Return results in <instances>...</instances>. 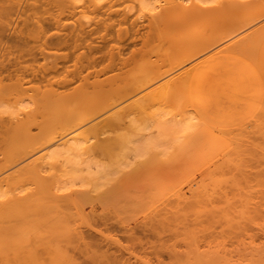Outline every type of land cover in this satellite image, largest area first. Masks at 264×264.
Here are the masks:
<instances>
[{
	"label": "bare ground",
	"instance_id": "obj_1",
	"mask_svg": "<svg viewBox=\"0 0 264 264\" xmlns=\"http://www.w3.org/2000/svg\"><path fill=\"white\" fill-rule=\"evenodd\" d=\"M100 1L101 4L104 3L103 0H0V65L4 63L6 54L17 53L13 64L0 66V126L3 125L5 117H7L8 124L5 126L7 133L18 141L27 143L17 154V157L25 159L41 147H55L52 154L48 156L49 159L54 160L60 154L66 153L70 157L67 163L73 166V170L70 172L73 180L81 181L80 183L89 180L88 183H84V186L90 190L92 187L89 185H91L93 186L92 190L96 189V191L100 188L104 189L106 185L109 186V183L111 185L113 181L109 180H113V177L115 179L117 175H113V173L118 172L119 174L122 170L127 169L121 168L120 171L115 169V172L113 170L110 175V169L113 167L120 169L119 166L123 161L129 164L126 162L127 159H123L121 162L118 159L119 166L116 163L115 166L113 164L117 160L115 158L116 160L111 162L112 167L109 166L110 162L106 164V166L111 167L110 169H106L105 164H103L97 166L96 170L89 167L84 173L83 170L77 168V161L71 159L84 149L83 142L76 139L63 141V136L54 135L53 128L57 122L52 120L47 121L44 126L39 128L40 139H44L45 142L38 148L32 147L38 136H35L32 129L25 125L23 116L29 117L33 111L41 112L54 105H63L66 99L73 97L60 91V89L70 86L68 85L69 81L52 82L49 76L50 74L54 75L53 73L29 69L24 63L37 61V57L40 55L44 59L48 58L43 53V49L40 48L44 45L40 33L45 31V26L49 23H55L61 29L65 28L62 24V15L66 10V13L68 11L72 14L75 13L74 10L67 9L68 7L71 6L72 9L73 7L74 9L82 8V16L86 12L88 14L91 12V15L94 13L95 16L100 13L109 16L115 14L119 18V24L126 25L132 17V10L135 6L139 12L137 9L134 11L140 15L135 14L137 17H145L147 14L148 29L152 39L163 40L165 34L175 33L176 36L172 42L174 49L183 51L188 48V53L180 58L181 64L198 56L212 54L219 49L215 53L216 57H210L204 65L212 77L218 78L222 82L229 98L238 100L240 105H247L246 113L238 116L233 115L228 119L217 118L216 120L191 116L184 119L174 118L171 122L169 121L170 124H166L164 120H156L155 124L160 127L162 132L166 131L168 134L182 133L185 138L203 123H207L226 138L229 146L220 159L213 161L215 157L212 156L206 163L198 165L204 173V179H212L213 188L209 190L205 186L201 189L199 185L195 184L196 188L191 190L194 193L192 197L183 193V188L174 190L164 198L155 210L157 212L149 223L151 230L153 229L152 232L158 235L165 232L171 234L177 232L180 226L189 224L190 218L184 216V213L196 204L202 205L201 211L208 219L229 226L232 224L239 225L240 222L244 224L252 221L253 218L259 219L258 214L264 206V0H128L131 1V13L123 12L124 6L121 7V4H118L122 9L121 12L115 9L116 7L119 8L116 3L121 0H107L105 2H108L106 11H103L105 8L102 5L99 6ZM124 1L128 6V1ZM126 5L125 8L127 9ZM24 8L27 10V17L32 21L31 23L25 21L23 27L20 28L18 20L17 26L14 20L16 17L18 19V15L21 17L19 13ZM76 10L78 11V9ZM129 10L130 6L127 11ZM86 15L83 17L80 15V17L87 19ZM89 15L88 18L91 20V15ZM90 20L86 22H92ZM83 21V23L79 22L77 25L66 28L70 31L62 40L72 52L64 59L72 60L75 63L77 69L74 75L84 82L81 90L85 98L84 101H90L97 94L109 92L115 86L121 91V99H126L135 94L138 84L127 85L124 83L118 85L119 76L109 82H101L98 75L83 76V69L81 68H94L98 62L95 56L101 52V48H95L92 44L85 45L87 40L97 33V30L92 28L91 24H85V20ZM198 24L202 25L201 28L189 30ZM138 25V19L132 23L133 28ZM36 30H38L37 33ZM86 47L88 52H85ZM118 55H120L119 52L113 49L108 56L109 59L113 60ZM54 61L53 72H58L60 70L57 67H59L60 62L57 59ZM65 68L68 69V67ZM56 69L57 71H55ZM27 73L35 78L36 85L30 86L33 81L25 80ZM164 75L158 74L151 77L146 83L147 87L163 78ZM93 77L94 80L92 81ZM186 86V80L179 83L168 82L162 86L163 93L159 95H172ZM238 102L234 103L238 104ZM205 109L207 113L209 111L216 112L211 109V106H207ZM225 112H230L228 107ZM75 120H68L67 126L70 128L76 126ZM164 133L161 134L167 138V134ZM142 135L145 137L148 133L145 136ZM150 135L152 137V133ZM153 135L155 136L152 138L155 139L157 134ZM140 136L139 138H141ZM143 137L140 140H143ZM151 137L150 139H152ZM146 139L138 147H133L136 153L137 148L138 154L139 151L145 150L146 152L147 149L149 150L147 143L154 145L158 143L154 142L157 138L152 139L153 141L149 139L150 142H147ZM136 140L133 137L131 142L140 143ZM145 140L147 143L144 144ZM140 145L143 146L141 150ZM135 150L134 154L137 155ZM222 158L223 161L221 162ZM130 162L132 164V161ZM46 164L48 162L45 164L44 162H29L18 171L24 173L22 180L10 188L0 187V258L3 255V246L11 242L19 247L18 254L25 256L30 263H37L41 257L47 256L55 264H65L68 261V255L63 244L65 242H78L92 250L94 261L99 257L107 258V261L111 260L108 255H98V249H103L101 245L103 240L98 243L96 241L98 239L81 229L82 226L91 228L92 222L79 209L80 207L78 208L80 205L77 206L78 203L73 197V192L66 195L62 192L63 185L59 182L57 184L54 179L49 177L45 168ZM124 165L121 167H125ZM218 174L222 177L221 179H216ZM14 175L15 173L10 176ZM107 178L109 180H106ZM105 182L107 184L103 185ZM188 183L190 185L191 180ZM26 185L29 187H22ZM253 186L256 190H252ZM72 205L74 207L76 205L78 209L74 208V210ZM69 207L72 208L74 214L66 212ZM171 208L174 210L169 212L164 220L157 222L156 219ZM253 214L254 216H252ZM109 216L100 217L105 221L108 219L107 223L110 222L108 224H111L115 219L112 220L111 217L113 218V216ZM91 217H93L92 214L90 219ZM73 221L76 224L70 226L69 222ZM94 222L98 224V222ZM93 226L97 225L94 224ZM109 229L108 227L107 230ZM135 229L133 231L140 228ZM139 231L143 232L142 230ZM122 233L121 236H124ZM100 234L102 233L100 232ZM101 236L99 235V237ZM121 236L117 237L120 238ZM135 236L136 234L132 235V238L136 239ZM103 237L101 238L104 239ZM128 237L131 239L130 235H127L125 239ZM111 240L117 243L121 242L115 239ZM134 241L130 242L129 240L128 242L134 244ZM249 257L251 261L249 264H264V250L250 252Z\"/></svg>",
	"mask_w": 264,
	"mask_h": 264
},
{
	"label": "rangeland",
	"instance_id": "obj_2",
	"mask_svg": "<svg viewBox=\"0 0 264 264\" xmlns=\"http://www.w3.org/2000/svg\"><path fill=\"white\" fill-rule=\"evenodd\" d=\"M103 1V4L100 1L99 6L102 5L105 8L103 11H106L108 2L105 3L107 0ZM121 1L123 2L120 3ZM121 1L116 3L119 8L116 7L115 9L119 12L124 9L123 12L131 13V1L126 0L128 6L124 0ZM118 4L124 7L120 9L121 7ZM125 5L128 8L130 6L129 11H127L128 8L126 9ZM134 8L135 6L132 10L134 17L132 14L133 18L129 15L131 17L129 23L123 25L119 24V18L115 14L109 16L100 13L95 16L94 13L91 15L89 11L91 16L86 12L83 16L87 14V19H83L82 8H76L78 11L80 10L79 14L74 7L72 9L70 6L67 9L74 10L77 14H72L69 11L66 13V10V14L62 15V24L65 28L61 29L55 23H49L45 26V31L42 34L39 32L44 44L40 48L43 49V53L48 58L44 59L40 55L37 57V61L24 63L29 69L33 68L35 71L53 73L54 75L50 74L49 76L52 82L69 81L68 85L70 86L64 87L60 91L73 97L66 99L63 105H54L41 112L33 111L29 117L23 116L25 125L32 129L35 136H38L32 147L38 148L45 142L44 139H40L39 128L44 126L47 121L52 120L57 122L53 128L54 135L63 136V141L76 139L83 142L84 149L71 159L77 161V168L83 170L84 173L89 167L96 170L97 166L103 164L106 166L109 162V166L112 167L111 162L112 160L115 161V158L117 160L113 163L114 165L115 163L118 165L123 159H127L126 162H129V164L123 161L120 166L118 165L120 169L117 167L110 169L111 167L106 166V169L111 170L109 171L110 175L113 170L115 172V169L119 171L121 168L127 169L122 170L119 174L118 172L113 173V175L117 174L115 179L113 176V178L111 177L113 180L107 178L106 180L113 182L110 185L107 181L109 186L106 185L104 189L92 190L93 186L89 185V187H92L89 190L84 186V183H88L89 180H84L82 183L73 180L70 173L73 166L67 163L70 157L66 153L60 154L54 160L49 159L48 156L52 154L55 147H41L35 150L30 157L19 159L17 154L27 143L18 141L7 133L5 126L8 124V118L5 117V122L0 126V187L10 188L16 182L22 180L24 173L18 171L27 163L44 162L45 164L48 162L45 168L49 177L54 179L57 184L59 182L63 185L62 192L66 195L73 192V197L78 203L77 206L80 205L78 208L80 207L79 209L92 222L91 228L82 226L81 229L98 239L96 240L98 243L103 240L101 244L103 249H98V255L111 257L109 261L104 257H99L94 261L92 259L94 253L90 248H86L78 242H65L63 245L68 255V261L65 264H249L251 262L250 252L264 250V206L258 214L259 219L253 218L252 221L247 223L240 222L239 225L232 224L229 226L211 221L201 211L202 205L196 204L184 213V216L190 218L189 224L180 226L177 232L172 234L165 232L158 235L152 232L153 229L151 230L149 223L155 212H157L155 210L164 200L159 202L163 192L172 191L174 188H183L182 192L192 197L194 193L191 190L196 188L195 184L199 185L201 189L205 186L209 190L213 188L212 179H204L203 171L197 167L195 162L196 156L201 152V147L192 148L188 146L187 140L193 135L200 134L203 131L207 132L212 138L210 149L213 158L215 157L213 161L220 159L229 146L226 138L207 123H203L186 138L182 133L168 134L163 131L167 134V138L166 136L164 138L161 134L163 133L162 130L155 124L156 120H164L166 124H170L174 118L184 119L191 116L216 120L217 118L228 119L233 115L238 116L246 113L247 105H240L238 100L229 98L222 82L208 73L204 63L210 57H216L215 53L219 49L212 54L198 56L181 64L180 58L188 53V48L183 51L174 49L172 42L176 36L175 33L165 34L163 40L152 39L151 32L148 29L149 19L146 16L147 14H145V17L142 14L143 18L137 17L140 15L134 10L139 11L137 7ZM25 10L26 8L21 9L19 13L21 17L18 15V19L15 16L16 26L18 20L20 28L23 27L25 21L28 23L32 21L27 17V10L26 12ZM137 19L139 25L133 28L132 23ZM83 20H85V24H91L92 28L97 30V33L89 38L85 45L92 44L95 48H101V52H98L95 56L98 59L95 67L81 68L83 69V76L98 75L101 82H109L119 76L118 85L124 83L127 85L138 84L135 94L128 96L126 99H121V91L115 86L109 92L97 94L90 101H84L85 98L81 92L84 82L74 75L77 69L75 63L72 60L64 59L72 52L62 40L70 31L66 28L77 25L79 22L83 23ZM88 20L92 22H86ZM201 26L200 24L194 25L189 30L199 29ZM37 32L38 30H36ZM113 49L116 52L118 51L120 55L112 60L109 59L108 55ZM85 52H88L87 47ZM16 56V52L6 54L2 65L13 64ZM54 59L60 62L59 67H57L60 70L58 72H53ZM2 65L0 66L2 67ZM64 67H68V69H64ZM158 74L165 75L147 87V81ZM25 80L33 81L30 86L36 85L35 78L30 76L29 73L26 74ZM91 80L93 81L94 77ZM184 80L187 81V86L179 92L168 96L159 95L163 93L162 86L164 84L168 82L179 83ZM5 82H8V80H5ZM236 101L238 104L234 103ZM207 106H211V109L216 112L209 111L207 113L205 109ZM227 107L230 111L228 113L225 112ZM70 119H76L77 125L72 128L67 126ZM145 132L148 135L145 136ZM149 133H152V137L155 136L153 134H157L155 137L157 141ZM139 135H141V138L143 137V140L147 138V142L155 140L154 142H158V145L147 143L145 140L144 144L145 142L147 145L149 144V147L146 145L149 150L147 149L146 152L143 150L144 153L139 151V155L138 148L137 153L134 149L143 141L140 140ZM172 135L175 139L172 138ZM133 137L134 140L137 139L140 143H132ZM162 141L163 143H161ZM142 145H140V150L143 149ZM134 150L137 155L134 154ZM118 159H120V162ZM130 161H132V164ZM123 164H125V167H121ZM126 164L129 168L126 167ZM14 173V176H10ZM221 178L220 174L216 176V179ZM189 180H191L190 185ZM105 184L107 183L105 182L103 185ZM22 187L27 188L29 186ZM254 187L252 190H256ZM79 191L89 193L92 199L79 202L77 198ZM71 207L66 212L74 214L71 209L78 208H76V205ZM172 210L174 208L163 212L156 219L157 222L158 220H164ZM91 214L94 218L91 217L90 219ZM99 215L103 217L110 215L109 217L113 216V218L111 217L112 220L117 219V221L114 220L113 224H108L110 223H107L108 219L106 221L102 220ZM255 217L257 216L255 215ZM94 221L98 224L100 222L101 225L96 224ZM75 224L74 221L69 222L70 226ZM94 224L97 226H93ZM108 227L109 230H107ZM133 229L138 230L133 231ZM93 231H97L96 234ZM122 232L127 233L128 236L130 235L131 239L129 237L125 239L127 235ZM121 233L125 237L121 236ZM131 234H136V239L132 238ZM99 235H102L101 237L104 235V239ZM141 238H144V241ZM111 239L121 242L117 243ZM128 239L130 242L135 240L136 244L129 243ZM87 241L90 240L87 239ZM40 249L42 250V248ZM19 250V247L11 242L5 244L0 264H55L47 256L41 257L37 263H30L25 256L18 254Z\"/></svg>",
	"mask_w": 264,
	"mask_h": 264
},
{
	"label": "crops",
	"instance_id": "obj_3",
	"mask_svg": "<svg viewBox=\"0 0 264 264\" xmlns=\"http://www.w3.org/2000/svg\"><path fill=\"white\" fill-rule=\"evenodd\" d=\"M210 137L211 136L207 132L203 131L200 134L193 135L191 138L187 140L188 146H191L192 148L201 147L200 154L197 155L195 158V162L198 168H199L198 166L199 164L206 163L207 160H209V158L212 157L211 149H210L212 138ZM176 189L177 188H174L172 191L163 192L159 202ZM77 198L79 199V202H81L82 200L89 201L92 199L89 193L86 192L83 193L80 191L77 193Z\"/></svg>",
	"mask_w": 264,
	"mask_h": 264
}]
</instances>
